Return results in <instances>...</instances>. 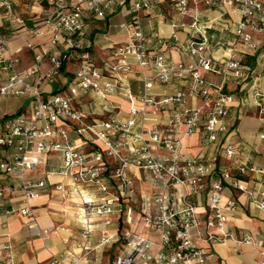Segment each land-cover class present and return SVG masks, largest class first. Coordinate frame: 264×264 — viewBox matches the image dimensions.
I'll return each mask as SVG.
<instances>
[{
  "label": "built area",
  "instance_id": "built-area-1",
  "mask_svg": "<svg viewBox=\"0 0 264 264\" xmlns=\"http://www.w3.org/2000/svg\"><path fill=\"white\" fill-rule=\"evenodd\" d=\"M32 1L42 15L32 27H27L26 18L14 15L9 0L0 3V15L26 32L22 44L11 49L10 38L0 27V101L29 99L26 109L13 113H3L0 105V201L7 192L14 194L4 184L10 178L20 179L22 196L21 206L6 213L31 217L33 199L50 185L66 199L68 182L80 206V248H89L95 228L111 225L114 214L125 216L128 227L120 226L113 234L101 232L100 245H118L112 264H208L213 256L208 245L226 239L259 248L258 264H264V235L254 239L228 228L238 202L225 195L226 189L237 192L250 208L264 212V168L244 148L225 141L235 100L225 83L242 84L254 74L245 55L264 45V0H171L178 18L170 22L167 33L151 24L153 18L165 17L155 0ZM201 4H223L238 13L232 39L207 33L210 20L200 16ZM122 7L129 19L109 26L125 40L108 44L107 58L96 61L90 43L83 40L86 20H105ZM180 30L187 32L185 40L180 39ZM23 50L30 53L31 63L19 69ZM172 50L191 62L174 60ZM215 50L221 55L211 54ZM133 66L142 70L138 76L143 85L137 92L126 79ZM205 73L220 76L221 81ZM67 75L69 81L60 82ZM156 82H176L179 87L158 95L152 90ZM79 90L99 101L104 117L86 121V114L75 107ZM113 95L127 101L125 114L108 102ZM253 95L264 120V89L254 88ZM194 99L200 105L188 103ZM199 129L203 147L219 143L224 163L217 157L182 152V136ZM259 137L264 139V133ZM77 141L88 148L82 149ZM52 155L60 159L59 168L35 181L26 178V172H36ZM55 175L60 182H51ZM139 177L149 191L139 196L140 208L133 216L130 203L138 200ZM203 193L205 206L199 210L191 196ZM0 264H15L9 242L0 245Z\"/></svg>",
  "mask_w": 264,
  "mask_h": 264
},
{
  "label": "crops",
  "instance_id": "crops-1",
  "mask_svg": "<svg viewBox=\"0 0 264 264\" xmlns=\"http://www.w3.org/2000/svg\"><path fill=\"white\" fill-rule=\"evenodd\" d=\"M4 0H0V3ZM13 6V13L16 16H22L27 20V27L35 25L42 17L41 8L32 0H9ZM159 2V6L165 12L162 19L153 18L152 26L163 29L166 33L170 31V22L177 19L171 7V0H155ZM2 8V12H3ZM144 15V14H143ZM146 15V14H145ZM144 15V18H145ZM200 16L203 19L210 20V27L206 30L209 35H214L220 39L233 38V26L238 20L237 12L228 6L219 4L218 6L200 5ZM129 19L125 8H120L116 13L112 14L105 20L89 17L86 20V27L83 33V40L90 43V51L96 61L107 58L105 47L112 42H122L125 40L123 33L109 26V22L116 23ZM0 27L2 32L10 38V47L14 49L20 46L26 39L25 28L15 22L10 23L3 15H0ZM187 32H179L182 40L187 38ZM47 36L41 38V42H45ZM221 50H215L211 54L215 56L221 55ZM21 61L18 68L22 69L31 63L30 53L23 50L20 54ZM172 58L176 61L185 63L191 62L190 58L180 55L172 50ZM245 61L254 67V74L242 84H237L232 80L225 83V89L232 93L235 100L230 108L228 116V132L225 134V141L231 142L236 146L244 148L251 154L254 163L264 168V139H260L259 134L264 133V120L259 116V107L255 104L254 88L264 89V45L256 51H248L245 55ZM71 67V65H67ZM145 74H149L147 70H143ZM142 70L133 66L131 72L126 79L131 84L134 92H137L143 85V79L138 76ZM205 76L215 82H220L221 77L210 73ZM69 75L61 76L60 82L69 81ZM179 84L172 82L169 84L155 83L152 90L158 95L171 94ZM75 107L86 114V121H92L95 118L104 117L99 101L92 98L89 93L77 91L75 97ZM108 102L118 105L125 114L128 109L127 101L121 96H110ZM192 106L200 105L199 100H191L188 102ZM29 99L26 97H12L1 100L0 105L3 113H13L21 109H26ZM168 114L165 112L164 115ZM156 121V120H155ZM151 122V120H149ZM201 129L193 134L182 136V152L188 156L202 155L206 158L217 157L221 163L225 162L224 157L218 155L219 143H215L208 147H203L201 143ZM82 149L87 146H81V142H76ZM110 166L114 167V162L108 159ZM60 166V159L54 155L42 164L36 172H26V178L35 181L44 177L48 170H55ZM52 183L60 182L58 176L51 177ZM264 181V179H262ZM138 188V200L130 203L133 207L132 215L140 208L139 196L149 191V186L141 179L135 180ZM6 190L14 189V194L7 192L0 201V245L9 242L12 246V252L15 264H112L114 252L117 244L112 246H103L99 244L101 232L113 234L120 226L128 227L125 216L120 217L114 214L113 222L107 227L99 225L94 230L92 244L87 249L78 246L82 240V224L77 218L80 212L78 205L77 192L70 183L65 182V188L68 198L64 199L53 186L44 190L37 200L31 201L33 216L28 217L21 215L18 211L7 214L6 211L10 207H20L22 196L20 193V179L10 178L4 181ZM264 185V182H262ZM91 192L97 193L95 190ZM98 194V193H97ZM225 195L234 197L238 202V208L228 218V228L235 234H249L254 239H259L264 235V212H260L250 208L245 201L244 196L229 189L225 190ZM205 194L191 196V200L195 202L199 210H203L205 206ZM61 219H56L55 216ZM51 230L53 236L48 234L45 236L44 231ZM139 231L144 229L139 226ZM54 231V232H53ZM42 233V236H39ZM150 237L157 241V235L152 233ZM198 241V240H197ZM199 244L206 243L199 240ZM117 246V247H116ZM213 256L208 260V264H258L260 260L259 248L246 245L244 243H236L233 239H226L212 245H208ZM79 250V252L77 251Z\"/></svg>",
  "mask_w": 264,
  "mask_h": 264
},
{
  "label": "rangeland",
  "instance_id": "rangeland-1",
  "mask_svg": "<svg viewBox=\"0 0 264 264\" xmlns=\"http://www.w3.org/2000/svg\"><path fill=\"white\" fill-rule=\"evenodd\" d=\"M55 217H56V219H58V220L61 219V217L58 216V215L55 216ZM59 221H62V219L59 220ZM47 233H48V237H49V236H53V235L51 234V233H52L51 230H50V231L48 230ZM39 236H42V233H39V235H38L37 237H39ZM113 252L116 254V253L118 252V249H117V248L113 249Z\"/></svg>",
  "mask_w": 264,
  "mask_h": 264
},
{
  "label": "bare ground",
  "instance_id": "bare-ground-1",
  "mask_svg": "<svg viewBox=\"0 0 264 264\" xmlns=\"http://www.w3.org/2000/svg\"><path fill=\"white\" fill-rule=\"evenodd\" d=\"M38 198H39V197H38ZM38 198H35V199H33L32 201L37 200ZM51 232H52V231H51ZM53 232H54V231H53ZM45 234H46V235L48 234V233H47V230L44 231V235H45ZM46 235H45V236H46ZM77 251L79 252L78 249H77Z\"/></svg>",
  "mask_w": 264,
  "mask_h": 264
}]
</instances>
